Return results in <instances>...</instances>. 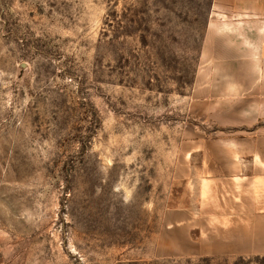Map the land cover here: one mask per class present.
Masks as SVG:
<instances>
[{
    "label": "rangeland",
    "instance_id": "1",
    "mask_svg": "<svg viewBox=\"0 0 264 264\" xmlns=\"http://www.w3.org/2000/svg\"><path fill=\"white\" fill-rule=\"evenodd\" d=\"M227 1L0 0V264H264L164 239L264 159L263 1Z\"/></svg>",
    "mask_w": 264,
    "mask_h": 264
},
{
    "label": "crops",
    "instance_id": "2",
    "mask_svg": "<svg viewBox=\"0 0 264 264\" xmlns=\"http://www.w3.org/2000/svg\"><path fill=\"white\" fill-rule=\"evenodd\" d=\"M230 1H227L228 6L232 4ZM261 16L264 24V15ZM209 52L214 53V48H209ZM221 52L232 54V50L225 47ZM237 53L260 54L264 60V34L255 51L246 49ZM202 102L209 103L208 100ZM237 156L214 161L211 175L200 181L191 175L193 192L174 211L176 234L164 238L178 253L199 257L246 255L248 245H252L254 249H250V253L264 255V159ZM189 163L193 168V161ZM204 182L206 190L203 194ZM196 198L197 204L194 203ZM252 214L256 217L248 218Z\"/></svg>",
    "mask_w": 264,
    "mask_h": 264
},
{
    "label": "bare ground",
    "instance_id": "3",
    "mask_svg": "<svg viewBox=\"0 0 264 264\" xmlns=\"http://www.w3.org/2000/svg\"><path fill=\"white\" fill-rule=\"evenodd\" d=\"M235 181L238 182V179L236 178ZM254 186H256V184H254ZM205 190H206V183L204 182L203 185H202V192H203V194L205 193Z\"/></svg>",
    "mask_w": 264,
    "mask_h": 264
}]
</instances>
